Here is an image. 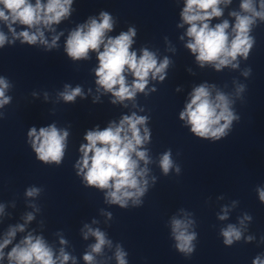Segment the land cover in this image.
I'll return each instance as SVG.
<instances>
[{"label":"clouds","instance_id":"1","mask_svg":"<svg viewBox=\"0 0 264 264\" xmlns=\"http://www.w3.org/2000/svg\"><path fill=\"white\" fill-rule=\"evenodd\" d=\"M73 0H0V21H3L14 38H21V42L30 45L37 42L46 45L49 49L56 46L59 36H53L51 43L45 39L43 28L54 31L52 25L59 24L71 13ZM231 3V0H185V6L181 12L184 24L188 25L186 35L189 42L186 47L196 54V61L201 67L212 64L217 70L225 66L237 68L234 63L238 56L247 59L249 50L254 44V39L249 35L252 25L257 18L264 20V0H259L257 10L255 0H242L240 9L242 13L232 12L235 24L232 26L231 38L227 29L229 22L224 20L210 27L212 18L222 16L221 4ZM27 26L25 30L17 33L14 24ZM183 26V25H181ZM32 29H35L32 31ZM113 29V19L107 12H101L99 19L90 18L85 24L79 25L71 31L65 46V51L73 60L86 59L89 51L97 53L99 66L96 68V84L115 97L112 103L131 100L137 92H143L148 84V78L162 81L165 78V70L169 66V59L165 57L162 62H157L153 52L142 49L138 57L136 51H130L136 35L134 28L127 32H121L116 37H106V33ZM6 36L0 31V47L5 44ZM101 46L103 50L101 51ZM130 73L134 79L129 85L125 73ZM248 73L245 72V75ZM9 87L4 78H0V107L9 103L10 97L5 96V90ZM238 91H243L241 86ZM82 95L78 86L70 88L65 85V90L60 93L65 102H74L77 96ZM231 101L221 93H217L213 99L207 85L195 87L191 93L190 102L180 113V119L190 125V131L197 137L219 140L227 135V130L233 120L238 117L230 107ZM147 117L138 116L133 112L125 115L119 123L112 122L103 130H89L84 139L86 144L80 146L81 159L77 162V174L83 176L84 182L98 189H107L106 200L108 203L117 204L122 208L128 206L132 200L134 205L141 203L142 197L147 191L148 181L145 176L148 173L147 164L150 162L147 151L141 146L150 139V132L145 127ZM223 121V123H221ZM143 128V134H141ZM67 130L58 129L55 124L46 127H31L28 137L36 158L45 164L55 163L59 165L67 147ZM140 161L145 167L139 166ZM160 167L164 174H168L173 167L171 152L166 151L160 158ZM179 171V168L176 169ZM40 189L31 187L27 189L28 197H35ZM259 198L264 202V189H258ZM3 206L0 205V214ZM110 215V214H109ZM227 215L220 216L226 219ZM25 224L34 219L32 213L25 217ZM250 219V217H245ZM192 221L182 219L172 220V234L176 241V248L185 255L194 251L193 241L195 232L188 229ZM243 223V221H241ZM87 231L83 233L87 239L89 235L95 237V243L90 245V251L83 256L86 264H96V255L102 254L105 246L111 247V241L106 238L104 232L84 226ZM25 230L24 224L10 226L3 241L0 242V260L5 257L4 249L12 244L17 232ZM225 245H232L239 241L242 232L234 225L229 224L221 230ZM249 240L252 237H248ZM61 245L67 243L60 240ZM127 253L119 246L115 251L117 264H127ZM8 264H67L71 259L75 264V258L71 257L63 248L56 256L53 249L42 236H34L29 233L19 243L15 244L7 253ZM253 264H264L257 257Z\"/></svg>","mask_w":264,"mask_h":264}]
</instances>
